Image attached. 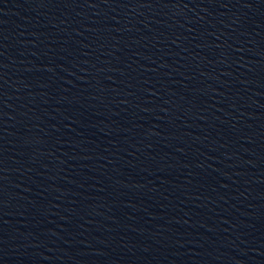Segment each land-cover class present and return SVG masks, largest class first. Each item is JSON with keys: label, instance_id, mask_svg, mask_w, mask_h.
Returning <instances> with one entry per match:
<instances>
[{"label": "water", "instance_id": "water-1", "mask_svg": "<svg viewBox=\"0 0 264 264\" xmlns=\"http://www.w3.org/2000/svg\"><path fill=\"white\" fill-rule=\"evenodd\" d=\"M0 264H264V0H0Z\"/></svg>", "mask_w": 264, "mask_h": 264}]
</instances>
